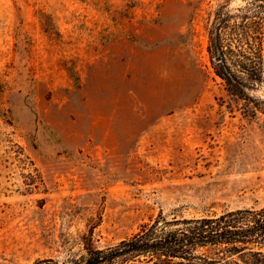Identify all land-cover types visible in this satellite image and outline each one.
<instances>
[{"label": "rangeland", "instance_id": "1", "mask_svg": "<svg viewBox=\"0 0 264 264\" xmlns=\"http://www.w3.org/2000/svg\"><path fill=\"white\" fill-rule=\"evenodd\" d=\"M259 53L264 0H0V264L264 205Z\"/></svg>", "mask_w": 264, "mask_h": 264}, {"label": "trees", "instance_id": "2", "mask_svg": "<svg viewBox=\"0 0 264 264\" xmlns=\"http://www.w3.org/2000/svg\"><path fill=\"white\" fill-rule=\"evenodd\" d=\"M219 25L209 35L210 49L218 75L236 90L226 63L235 46L231 40L224 44L217 33ZM241 52L245 57V49ZM251 73L264 86V55L259 53ZM86 251V257L74 264H264V205L199 217L157 218L112 246L86 247ZM42 262L57 264L51 259L34 264Z\"/></svg>", "mask_w": 264, "mask_h": 264}]
</instances>
